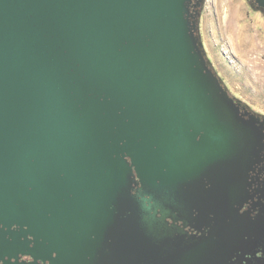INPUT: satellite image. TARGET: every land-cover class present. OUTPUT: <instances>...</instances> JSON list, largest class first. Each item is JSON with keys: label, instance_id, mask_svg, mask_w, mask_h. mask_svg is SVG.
I'll use <instances>...</instances> for the list:
<instances>
[{"label": "water", "instance_id": "1", "mask_svg": "<svg viewBox=\"0 0 264 264\" xmlns=\"http://www.w3.org/2000/svg\"><path fill=\"white\" fill-rule=\"evenodd\" d=\"M202 3L0 0V264H226L263 145Z\"/></svg>", "mask_w": 264, "mask_h": 264}, {"label": "rangeland", "instance_id": "2", "mask_svg": "<svg viewBox=\"0 0 264 264\" xmlns=\"http://www.w3.org/2000/svg\"><path fill=\"white\" fill-rule=\"evenodd\" d=\"M197 37L229 95L264 117V10L252 0H203Z\"/></svg>", "mask_w": 264, "mask_h": 264}, {"label": "flooded vegetation", "instance_id": "3", "mask_svg": "<svg viewBox=\"0 0 264 264\" xmlns=\"http://www.w3.org/2000/svg\"><path fill=\"white\" fill-rule=\"evenodd\" d=\"M253 115L258 117L255 128L261 136L263 147L258 149L247 173L244 192L234 205L236 217L243 220L239 229L241 236L234 238L226 264H264V117ZM168 225L177 226L184 233L185 241L196 239L202 233L207 235L209 230L202 226L197 231L190 224L184 225L182 222L168 221ZM22 259L31 260L27 257Z\"/></svg>", "mask_w": 264, "mask_h": 264}]
</instances>
